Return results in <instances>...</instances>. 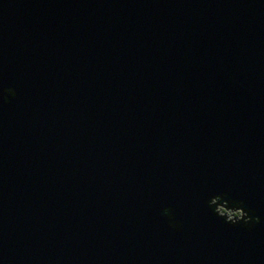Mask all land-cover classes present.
Returning a JSON list of instances; mask_svg holds the SVG:
<instances>
[{"label": "water", "instance_id": "obj_1", "mask_svg": "<svg viewBox=\"0 0 264 264\" xmlns=\"http://www.w3.org/2000/svg\"><path fill=\"white\" fill-rule=\"evenodd\" d=\"M7 87L0 264H264V0H0Z\"/></svg>", "mask_w": 264, "mask_h": 264}, {"label": "clouds", "instance_id": "obj_2", "mask_svg": "<svg viewBox=\"0 0 264 264\" xmlns=\"http://www.w3.org/2000/svg\"><path fill=\"white\" fill-rule=\"evenodd\" d=\"M0 95H2L4 103H10V98L15 99L17 93L14 88L7 87L0 90ZM207 206L215 216L233 227L239 226L251 230L260 222L254 209L246 208L242 200L229 198L226 192L212 196L207 201ZM162 215L167 218L169 227L174 230L182 229V223L176 220L171 207L164 208Z\"/></svg>", "mask_w": 264, "mask_h": 264}]
</instances>
